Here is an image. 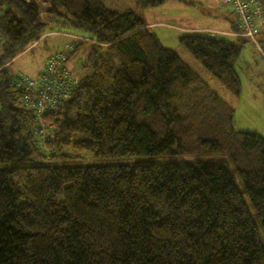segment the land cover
Wrapping results in <instances>:
<instances>
[{
    "label": "trees",
    "instance_id": "obj_1",
    "mask_svg": "<svg viewBox=\"0 0 264 264\" xmlns=\"http://www.w3.org/2000/svg\"><path fill=\"white\" fill-rule=\"evenodd\" d=\"M49 28L91 32L82 66L93 70L46 114L55 137L38 147L6 64ZM0 30V264H264V137L236 130L235 108L138 13L103 0H0ZM236 37L179 43L238 97L251 40ZM77 151L163 157L49 162Z\"/></svg>",
    "mask_w": 264,
    "mask_h": 264
},
{
    "label": "rangeland",
    "instance_id": "obj_2",
    "mask_svg": "<svg viewBox=\"0 0 264 264\" xmlns=\"http://www.w3.org/2000/svg\"><path fill=\"white\" fill-rule=\"evenodd\" d=\"M27 2L34 0H25ZM104 5L117 12H125L127 10H132L138 13L141 17L149 19L155 10H152V6H143L138 0H103ZM175 3V0H166L165 5L170 6ZM188 5L195 3L186 2ZM227 4V3H226ZM149 7V8H147ZM159 7V6H158ZM231 4L224 5V10L230 11ZM166 8V7H165ZM169 7L168 9H172ZM47 4L43 6L42 17L44 21L50 20L48 14ZM149 13L147 14V11ZM161 10H165L161 8ZM188 12V19L191 21L190 13ZM156 13V12H155ZM168 19V18H167ZM175 19V18H174ZM175 21V20H173ZM213 23V22H209ZM207 24V25H209ZM50 25V21H49ZM52 29V28H50ZM54 29V28H53ZM52 29V30H53ZM56 35L43 36L38 41L24 49L17 56H15L10 62L6 64L7 69L10 74L16 75H29L35 77L38 67L43 63V59L46 58L47 54L50 52H56L62 50L65 44L66 34H77L79 36L87 37L92 39L91 32L87 30L72 29L71 31H63L59 29H54ZM49 29H47L48 32ZM53 32V33H54ZM158 33V32H157ZM169 34L170 39H164L161 37L160 33L158 36L161 43L169 48L174 49L179 56L187 62L193 70L198 72L208 84L220 94L228 103H230L235 108V129L248 132H257L264 137V58L258 54L252 47L254 45L251 41L247 40L243 44V52L240 61L244 66H246V61L249 62L250 71L247 72L242 64L238 61L236 64V70L241 79V93L238 97L230 94L220 83V81L209 73L178 41L175 39L177 35ZM174 35V36H173ZM221 38L225 39L224 36ZM227 38V37H226ZM236 41V40H235ZM93 42L91 40H80L78 42V49L75 48L73 54L70 56L76 62L75 66V76L80 78L92 72L93 67H83L81 63V58H86L89 51L91 50ZM262 50L264 52V40L260 42ZM63 46V47H62ZM99 49V48H98ZM1 50V49H0ZM101 50V49H99ZM255 52L257 54L251 55V57L242 58L243 54H251ZM69 58V59H70ZM86 60V59H85ZM84 62V61H82ZM71 63V62H70ZM140 70L136 74H132L135 79L140 78ZM163 156H128V157H102L97 156L95 152H76V156L69 159H60L49 161L56 165H89V164H108V163H145L150 160H160ZM167 158H170L167 157ZM170 160V159H167ZM262 238L264 239V234L261 231Z\"/></svg>",
    "mask_w": 264,
    "mask_h": 264
},
{
    "label": "built area",
    "instance_id": "obj_3",
    "mask_svg": "<svg viewBox=\"0 0 264 264\" xmlns=\"http://www.w3.org/2000/svg\"><path fill=\"white\" fill-rule=\"evenodd\" d=\"M231 4L238 19V33L259 47L258 35L264 27V12L260 0H220ZM64 48L52 53L46 60L44 69L36 76L14 75L10 78L14 86L22 92V102L34 112L32 143L43 146L55 137L54 127L46 120V114L54 112L59 104L72 93L77 82L67 66V62L80 40H90L77 34H66ZM5 33L0 30V42Z\"/></svg>",
    "mask_w": 264,
    "mask_h": 264
},
{
    "label": "crops",
    "instance_id": "obj_4",
    "mask_svg": "<svg viewBox=\"0 0 264 264\" xmlns=\"http://www.w3.org/2000/svg\"><path fill=\"white\" fill-rule=\"evenodd\" d=\"M186 1L195 4L188 5ZM262 3H263L262 9L264 12V0H262ZM224 5L227 4L222 3L220 0H175V3L170 6H167L164 3L159 7H152L153 8L152 10H155L156 13L155 12L153 13L152 11V15L151 17H149V19L143 17L141 18L143 19L145 25L149 29L155 32L157 36L158 33H160L161 37H163L164 39L169 40L170 39L169 34H175L174 32H176L177 34L175 35L176 36L175 39H178V41H179V37L182 36L183 34L201 33V34H210L212 36L219 38H221V36H224L225 40L233 42L237 39L236 36H238L237 34L238 19L236 14L234 13L233 7H230V11L228 10L225 11ZM169 7H173V8L168 9ZM161 8H164L165 10H161ZM189 11H192L190 13L191 21H189L187 17ZM148 13L149 10L147 11V14ZM209 22H213V23L209 24ZM54 31H55L54 29L52 30L49 28V31L45 32L43 36L56 35L57 33H55ZM261 34H262L261 41H263L264 31ZM65 41H67L66 38ZM252 48L264 58V52L262 50L261 44H259V47L254 45V47ZM52 53L54 52L48 53L46 58L43 59V63L38 67L35 77L44 69L46 60ZM257 53L251 51V54H247L246 52L245 54H243L242 58L251 57V55ZM85 59L86 58H81L80 59L81 63H83L82 61H85ZM239 62L240 64H242L240 59ZM74 64H76V62L71 57L67 62V66L75 76ZM242 65L247 72L250 71L248 61H246V66H244V64Z\"/></svg>",
    "mask_w": 264,
    "mask_h": 264
}]
</instances>
